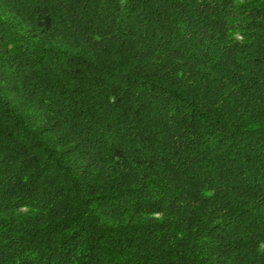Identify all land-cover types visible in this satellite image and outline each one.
<instances>
[{
	"label": "trees",
	"instance_id": "16d2710c",
	"mask_svg": "<svg viewBox=\"0 0 264 264\" xmlns=\"http://www.w3.org/2000/svg\"><path fill=\"white\" fill-rule=\"evenodd\" d=\"M0 264H264V0H0Z\"/></svg>",
	"mask_w": 264,
	"mask_h": 264
}]
</instances>
